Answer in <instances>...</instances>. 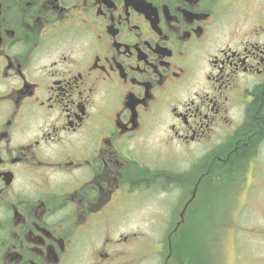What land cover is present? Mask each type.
I'll return each mask as SVG.
<instances>
[{
    "label": "flooded vegetation",
    "instance_id": "1",
    "mask_svg": "<svg viewBox=\"0 0 264 264\" xmlns=\"http://www.w3.org/2000/svg\"><path fill=\"white\" fill-rule=\"evenodd\" d=\"M225 185L264 199V0H0V264L216 263Z\"/></svg>",
    "mask_w": 264,
    "mask_h": 264
},
{
    "label": "rangeland",
    "instance_id": "2",
    "mask_svg": "<svg viewBox=\"0 0 264 264\" xmlns=\"http://www.w3.org/2000/svg\"><path fill=\"white\" fill-rule=\"evenodd\" d=\"M160 157L162 159L159 158V160L162 164L167 165L168 160H172L167 154ZM237 193L236 187L225 185L222 188L221 196L210 199L205 205V211L202 210V214H206V231H209L210 234L214 230L221 232L223 239L219 250L221 257L216 263L213 261L210 264H255L256 260H259L264 253L263 244L261 245L251 234L252 230L263 223L264 199L261 196L251 199L247 192L239 197ZM160 200L163 198H160L156 203L146 200L142 202L138 211L159 206L161 205ZM134 221L138 224L141 222V218ZM210 251L213 250L210 249Z\"/></svg>",
    "mask_w": 264,
    "mask_h": 264
}]
</instances>
